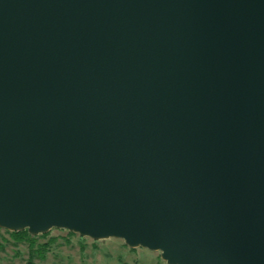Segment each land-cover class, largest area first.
I'll return each instance as SVG.
<instances>
[{"label": "water", "instance_id": "95a60500", "mask_svg": "<svg viewBox=\"0 0 264 264\" xmlns=\"http://www.w3.org/2000/svg\"><path fill=\"white\" fill-rule=\"evenodd\" d=\"M0 227L264 264V0H0Z\"/></svg>", "mask_w": 264, "mask_h": 264}, {"label": "rangeland", "instance_id": "374dc122", "mask_svg": "<svg viewBox=\"0 0 264 264\" xmlns=\"http://www.w3.org/2000/svg\"><path fill=\"white\" fill-rule=\"evenodd\" d=\"M12 232L0 227V264H167L158 250L130 247L120 238L93 239L56 227L27 231L30 240Z\"/></svg>", "mask_w": 264, "mask_h": 264}, {"label": "trees", "instance_id": "16d2710c", "mask_svg": "<svg viewBox=\"0 0 264 264\" xmlns=\"http://www.w3.org/2000/svg\"><path fill=\"white\" fill-rule=\"evenodd\" d=\"M12 234H13L14 236H16L17 238H19V239H23V238H26V239H28V240L31 239L30 235L27 233V230H23V231H14V232H12ZM28 236H29V237H28ZM28 263H30V261H28ZM28 263H27V264H28Z\"/></svg>", "mask_w": 264, "mask_h": 264}]
</instances>
